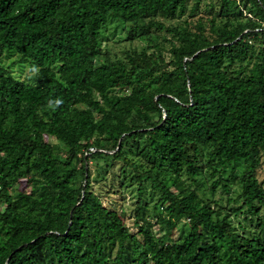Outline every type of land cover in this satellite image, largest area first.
<instances>
[{"label": "trees", "instance_id": "trees-1", "mask_svg": "<svg viewBox=\"0 0 264 264\" xmlns=\"http://www.w3.org/2000/svg\"><path fill=\"white\" fill-rule=\"evenodd\" d=\"M232 2L249 17L209 36L154 20L182 17L187 0H0V55L39 69L31 83L0 72V264H264L261 234L182 182L203 173L205 147L226 190L223 174L237 180L243 163L234 214L264 229V0ZM140 21L132 31L173 33L172 61L142 53L97 66L109 22ZM102 157L134 172L136 232L94 191L89 163ZM148 183L161 194L155 224Z\"/></svg>", "mask_w": 264, "mask_h": 264}, {"label": "rangeland", "instance_id": "rangeland-1", "mask_svg": "<svg viewBox=\"0 0 264 264\" xmlns=\"http://www.w3.org/2000/svg\"><path fill=\"white\" fill-rule=\"evenodd\" d=\"M186 5L187 10L182 17L174 19L157 17L154 20L164 23L170 29H187L193 32L198 31L199 26H203L206 28L207 34L211 36L213 34V28L217 29L225 24L234 28L244 23L246 18L249 17L247 11L242 10L232 0H227L226 3L223 0H187ZM241 12L243 15L240 14ZM145 23L147 21L126 22L123 24L109 22L107 27L103 29L101 35V50L100 56L96 60V65L99 66L108 59L126 64L129 55H140L142 53L151 55L159 62L165 60V63H170L173 59L170 50L173 45L178 44L177 39L173 33L167 30L152 29L147 34L141 29L132 31L133 28H138V26L145 25ZM2 70L28 83H31L39 72V69L33 68L20 55L7 51L0 55V72ZM147 82L151 83V87L157 85L153 79L147 80ZM114 94L119 95L120 92H114ZM54 143L57 146L56 154L61 159H66L68 151L64 148L63 143L56 140ZM132 147L136 150L135 140L130 141V144L126 146V150ZM209 152L210 147H205L198 155L199 163L206 166L203 173L197 177L195 182L183 176V186L189 191H195L198 199L204 205L217 211L221 217H230L232 223L241 232L243 230L239 226L243 225L248 234L258 233L264 239V229L260 230L256 228L255 223H251L249 218H246V215L236 216L234 214V210L238 205L233 202L241 190L238 180L246 166L243 163L239 166L236 172L237 180L232 178L234 174L231 169L226 170L223 174L224 181H227L229 185V190H226L219 183L220 175L213 174L212 172L214 163L209 158ZM138 158L142 159L141 157ZM138 158L136 157L134 159L140 162ZM77 166L80 167L79 162H77ZM89 169L92 175L91 180L94 191L101 193L104 205L107 207L114 206L119 213L125 216L127 227L132 232H136L137 229L135 228L134 222L139 191L137 183L132 180L133 170L127 168L121 161L112 163L111 160L105 157L91 159ZM258 176L260 181L264 183V166L258 171ZM162 177H169V173H163ZM160 197L161 194L153 191L151 184L148 183L143 205L146 207L153 224L156 223V217L161 212L158 204ZM260 217L264 219V210H262ZM255 220L257 221V218ZM187 227L188 224L185 225L184 231ZM157 229L155 228V230ZM182 230L183 228L179 227L175 231L174 239H178L181 236Z\"/></svg>", "mask_w": 264, "mask_h": 264}, {"label": "clouds", "instance_id": "clouds-1", "mask_svg": "<svg viewBox=\"0 0 264 264\" xmlns=\"http://www.w3.org/2000/svg\"><path fill=\"white\" fill-rule=\"evenodd\" d=\"M56 103H57V104H59V103H60V101H59V100H57V101H56Z\"/></svg>", "mask_w": 264, "mask_h": 264}]
</instances>
